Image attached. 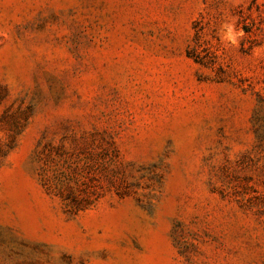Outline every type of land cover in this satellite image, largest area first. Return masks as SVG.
Here are the masks:
<instances>
[{
    "label": "rangeland",
    "instance_id": "1",
    "mask_svg": "<svg viewBox=\"0 0 264 264\" xmlns=\"http://www.w3.org/2000/svg\"><path fill=\"white\" fill-rule=\"evenodd\" d=\"M0 264H264V0H0Z\"/></svg>",
    "mask_w": 264,
    "mask_h": 264
},
{
    "label": "trees",
    "instance_id": "2",
    "mask_svg": "<svg viewBox=\"0 0 264 264\" xmlns=\"http://www.w3.org/2000/svg\"><path fill=\"white\" fill-rule=\"evenodd\" d=\"M200 37V32H197L196 34V43L195 45L189 46L187 49L188 56L192 57L196 62L201 63L203 65H214L217 63V57L218 54V45L216 43H211L209 46L205 47L203 50H207L206 53H202V51L199 49V46L202 44L198 43L200 42L198 38Z\"/></svg>",
    "mask_w": 264,
    "mask_h": 264
}]
</instances>
